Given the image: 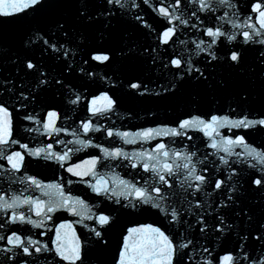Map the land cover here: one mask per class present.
<instances>
[{
    "label": "snow or ice",
    "instance_id": "obj_1",
    "mask_svg": "<svg viewBox=\"0 0 264 264\" xmlns=\"http://www.w3.org/2000/svg\"><path fill=\"white\" fill-rule=\"evenodd\" d=\"M0 264H264V0H0Z\"/></svg>",
    "mask_w": 264,
    "mask_h": 264
},
{
    "label": "water",
    "instance_id": "obj_2",
    "mask_svg": "<svg viewBox=\"0 0 264 264\" xmlns=\"http://www.w3.org/2000/svg\"><path fill=\"white\" fill-rule=\"evenodd\" d=\"M3 27L8 31H14L17 27V24L16 23H12V24L5 23ZM125 107H132L135 111L139 112V115H137L132 120H117L116 125H114V127H119L120 130L122 131L124 130L136 131L141 126H144V127L155 126L154 124L147 123L145 119H141V116H143L144 113L140 111L139 106L133 103L126 102ZM157 111L159 113L160 120H166L169 118H173V113L167 104H161L159 108H157ZM40 139H43V138H40ZM65 139H71V137H65ZM93 142L101 143L104 146H121L126 151H129V152L133 151L134 149H138L140 147L139 145H122L121 141L115 137H113L112 140H106L99 133L95 134V136L93 137ZM156 142L158 141H154L153 144ZM89 153H92L94 155H99L98 149H88L86 151L80 152L76 154L75 156H73V159L70 163H79L82 159H87ZM28 159H31V158H28ZM128 171H129L128 169L123 168V167L117 169V172H119L120 175L124 178H128V175H127ZM36 173L39 174V178L42 179L45 183L52 182L61 175L65 177V182L67 179H75L73 177H69L68 174L64 172L62 169H60L57 165H53L51 168H45V167L34 168L32 170V173L30 174H36ZM65 187L67 189L66 183H65ZM71 192L73 195H79L82 198L92 197V193L90 192V190H88L85 187V185L79 184V183L71 186ZM33 195H39V194L33 193ZM94 199L95 198L93 197V200ZM65 218L69 220L70 222L74 220L73 217L67 216L66 214H65ZM73 226L77 230L78 234H82V235L85 234L84 230L80 227V225L74 224Z\"/></svg>",
    "mask_w": 264,
    "mask_h": 264
}]
</instances>
